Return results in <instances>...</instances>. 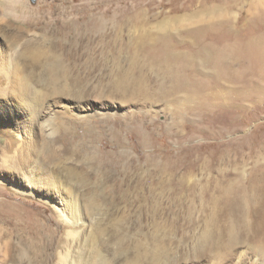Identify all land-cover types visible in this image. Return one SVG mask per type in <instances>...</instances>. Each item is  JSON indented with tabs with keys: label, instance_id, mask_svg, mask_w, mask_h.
Returning a JSON list of instances; mask_svg holds the SVG:
<instances>
[{
	"label": "rangeland",
	"instance_id": "1",
	"mask_svg": "<svg viewBox=\"0 0 264 264\" xmlns=\"http://www.w3.org/2000/svg\"><path fill=\"white\" fill-rule=\"evenodd\" d=\"M85 3L86 19L74 22ZM44 9L53 14L40 19L39 32L48 38L43 44L48 50L58 45L74 76L91 90L108 96L123 80L144 87L138 104L123 103L120 115L87 123L64 119L45 140L47 149L57 140L80 169L117 176V186L95 195L101 210L94 215L104 219L108 234L151 235L162 226L175 230L173 247L186 252L211 221L217 239L201 263L233 264L242 253L240 264L250 263L264 241V67L247 48L264 40V0H0V24L14 20L30 29ZM136 14L144 19L141 28L129 25ZM122 16L127 20L118 31ZM163 36L188 53L198 39L209 49H237L228 60L231 72L214 86V64L198 63L205 92L176 88L171 75L150 68L143 49ZM5 125L0 120V261L7 253L4 264L55 263L64 237L54 212L4 182ZM139 130L149 134L148 144ZM170 169L192 171L190 188L161 187L159 179ZM240 198L242 218L228 211ZM233 231L239 239L233 257L217 263L214 255L226 251Z\"/></svg>",
	"mask_w": 264,
	"mask_h": 264
},
{
	"label": "bare ground",
	"instance_id": "2",
	"mask_svg": "<svg viewBox=\"0 0 264 264\" xmlns=\"http://www.w3.org/2000/svg\"><path fill=\"white\" fill-rule=\"evenodd\" d=\"M48 5L50 4L43 8ZM88 10L89 5L85 3L84 10L79 13L80 17L73 21L79 23V20L86 19ZM46 11L40 12L42 17H38L30 29L18 26L14 20L0 24V120L6 123V129L3 130L7 138L6 149H3L1 157V166L8 172L5 184L14 192L48 205L62 227L64 241L55 251L56 262L50 264H202L206 258L205 250L212 248L217 239L213 229L214 222H206L201 232H198L196 244L186 252L173 247L178 240L175 230L170 232V229L162 226L151 235L142 233L136 237L121 230L109 235L108 229L102 225L104 219L94 215L95 211L101 210L95 195L112 184L117 186V176L113 173H91L80 169L75 160L66 157L57 140L51 139V147L46 148L45 140L56 135L57 124H61L64 119L86 123L101 117L103 120L108 119L120 115L123 103L138 104L137 99L145 94L144 87H134L123 80L114 87L113 94L106 96L91 90L88 84L77 79L74 76L76 70L71 69V64L63 57L59 46L52 45L48 50L43 44L48 38L46 34L39 32L40 19H46L49 15L50 18L53 14ZM140 15L136 14L130 19L132 24L129 25L132 28H141L145 23ZM69 16L71 15L68 14ZM124 16L119 18L118 31L124 26ZM93 24L96 26V23ZM104 25L101 23L100 28L103 29ZM13 34H16L14 41ZM170 37H164L160 43L156 42L157 44L143 49L150 68L169 74V77L171 75L176 88L193 87L196 95L205 92V83L196 76L200 70L198 63L214 64L218 72L211 84L214 86H219L227 73L231 72L228 60L238 53L237 49H229L233 52L228 49H209L202 46L198 39L193 45V52L188 53L180 51L178 45L169 40ZM255 42H251L247 54H253L264 67V40ZM231 78L234 79L233 76ZM105 97L120 102L114 104L103 100ZM139 131L143 143L148 144L149 134L144 130ZM192 178V171L181 174L178 170L170 169L163 173L159 182L161 187L190 188ZM228 211L237 212L241 218L245 217L241 198L234 200ZM262 218L264 220V214ZM231 234V243L226 251L214 255L217 263H224L233 257L232 249L239 244V239L235 231ZM254 254L248 257L250 263H247L264 264V241ZM243 257L242 253L234 258L236 262L233 261V264H240ZM6 259L7 253L0 264H4Z\"/></svg>",
	"mask_w": 264,
	"mask_h": 264
}]
</instances>
